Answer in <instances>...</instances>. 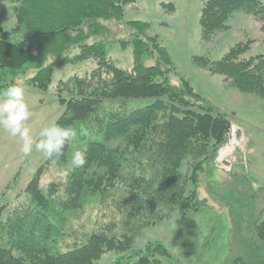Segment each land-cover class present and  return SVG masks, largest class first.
I'll return each instance as SVG.
<instances>
[{"label": "trees", "instance_id": "16d2710c", "mask_svg": "<svg viewBox=\"0 0 264 264\" xmlns=\"http://www.w3.org/2000/svg\"><path fill=\"white\" fill-rule=\"evenodd\" d=\"M9 1L15 18L11 32L23 31L24 37L9 42L0 30V69H33L29 82L45 90L54 68L86 60L95 67L58 82L64 112L54 124L48 163L67 161L73 137L77 161L65 180L49 183L46 192L39 187V169L25 188L28 200L9 209L0 206V264H95L107 253L116 255L109 264H161L162 257H170L162 244L137 249L135 243L146 228L205 204L198 177L214 163L225 137V116L205 104L185 79L175 80L168 52L149 23L122 22L125 6L136 0ZM201 1L203 42L227 31L236 12L255 19L264 33L261 1ZM122 29L127 39L119 44L132 49L129 69L118 68L106 53L111 31ZM251 45L252 40L237 43L210 69L239 93L264 99V55L241 58ZM192 62L203 69L210 65L204 57ZM130 99L151 102L127 112L102 104ZM188 161L192 167L185 174ZM93 203L112 210L110 223L72 239L67 216ZM249 226L254 242L249 236L245 241L251 240L253 263L264 264V216ZM243 256L229 264H250Z\"/></svg>", "mask_w": 264, "mask_h": 264}, {"label": "rangeland", "instance_id": "374dc122", "mask_svg": "<svg viewBox=\"0 0 264 264\" xmlns=\"http://www.w3.org/2000/svg\"><path fill=\"white\" fill-rule=\"evenodd\" d=\"M201 6V0H136L124 8L122 22L149 23L168 52L175 80L185 79L205 104L225 116L228 126L223 142L215 150L214 163L198 177V196L205 204L185 217L176 213L169 220L146 228L134 247L162 244L170 257H162L161 264H229L243 255L245 262L254 264L248 246L251 240L246 243L245 239H252L248 232L250 223L264 216V99L239 93L223 77L213 74L210 67L231 47L247 40H252V45L241 58L264 55V33L255 19L236 12L227 31L203 42L199 27ZM14 27L10 1L0 0V30L9 42L24 37L23 31L12 33ZM111 34L113 38L105 41L108 57L118 68L129 69L132 49L119 44L127 39V32L122 29ZM77 51L75 48L71 53ZM193 57H204L210 65L199 68L192 62ZM94 67V61L86 60L54 68L45 90L29 82L33 69H0V206L9 209L28 200L25 188L39 169V187L46 192L49 183L64 181L75 166L78 143L74 137L67 161L48 163L55 141L54 124L64 112L57 85L72 76H83ZM150 102L130 99L102 104L106 109L127 112ZM191 167L190 161L185 162L182 172L188 173ZM112 215L111 209L90 204L84 211L67 216L68 233L71 238L84 236L109 224ZM114 215L119 220L116 210ZM71 238L68 243L73 241ZM115 256L107 253L95 264H109Z\"/></svg>", "mask_w": 264, "mask_h": 264}, {"label": "bare ground", "instance_id": "6f19581e", "mask_svg": "<svg viewBox=\"0 0 264 264\" xmlns=\"http://www.w3.org/2000/svg\"><path fill=\"white\" fill-rule=\"evenodd\" d=\"M222 155L221 154H219V156H218V158H219V160H222Z\"/></svg>", "mask_w": 264, "mask_h": 264}, {"label": "water", "instance_id": "95a60500", "mask_svg": "<svg viewBox=\"0 0 264 264\" xmlns=\"http://www.w3.org/2000/svg\"><path fill=\"white\" fill-rule=\"evenodd\" d=\"M228 129V126L226 127V130ZM227 163L226 162H224V165H226Z\"/></svg>", "mask_w": 264, "mask_h": 264}]
</instances>
